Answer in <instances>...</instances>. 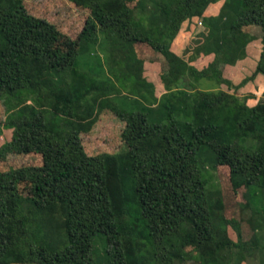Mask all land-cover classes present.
Returning <instances> with one entry per match:
<instances>
[{"label": "trees", "instance_id": "trees-1", "mask_svg": "<svg viewBox=\"0 0 264 264\" xmlns=\"http://www.w3.org/2000/svg\"><path fill=\"white\" fill-rule=\"evenodd\" d=\"M149 1L154 8L146 28L136 19L139 0H71L91 11L75 44L61 25L32 14L25 0H0V100L18 105L33 95L36 101L19 107L12 139L0 151V159L8 153L36 158L0 167V264H98V233L108 239L111 264H222L234 249L235 264H242L260 250L218 233L200 155L204 147L214 153L212 168L226 167L236 192L264 188V96L250 105L247 95L221 88L216 63L193 75L217 79V88L180 90L188 64L171 42L186 21L203 18L220 0ZM227 1L235 11L232 25L213 38L211 50L232 61L259 38L252 76L264 75V0H226L224 8ZM100 33L124 47L148 42L166 58L169 88L160 105L170 110L153 122L145 110L106 103L126 123V150L90 155L79 129L58 119L75 117L77 107L95 110L86 98L100 82L76 63L83 41L97 43ZM52 237L62 240L60 248L51 247Z\"/></svg>", "mask_w": 264, "mask_h": 264}, {"label": "rangeland", "instance_id": "rangeland-1", "mask_svg": "<svg viewBox=\"0 0 264 264\" xmlns=\"http://www.w3.org/2000/svg\"><path fill=\"white\" fill-rule=\"evenodd\" d=\"M225 2L226 0H220L211 4L206 9L203 18L196 17L186 21L177 37L171 42L172 52L188 64L184 68L187 74L185 77H188V80L180 83V90L195 91V88H217V79H209L205 76L197 79L193 75L194 70L201 71L211 63H216V66L222 70V79L225 82L219 85L230 92L246 96L247 85H250V80L255 81L257 76L253 77L252 74L262 51L259 38L250 39L240 49L239 56L236 55L235 60L232 61L224 59L226 56L218 58V53L211 50L214 46L217 47V42L213 38L219 39V34L227 33L232 25L234 7L228 3L230 1H227L228 6L224 8ZM25 3L32 14L44 16L61 25L65 34H68L75 44H78L79 31L91 15L88 8L79 6L71 0H25ZM138 3L140 4L136 8V19L142 21L146 28H150L153 3L149 0H139ZM76 67L79 72L87 73L100 82V87L90 90L86 98L92 101L91 104L96 105L95 110L90 111L77 107L75 117L59 118L58 123L79 129L88 154L97 155L126 150V144L122 138L126 123L105 105L110 101L113 105L118 104L128 110H145L153 122H162L167 117L170 107L160 105V103L162 96L168 92L166 88H169L167 85L170 79L169 63L148 42H135L133 45L124 47L120 41H107L100 33L97 43L87 39L83 41ZM100 101L105 105L104 107ZM155 101H158L156 105H154ZM83 102L86 100L84 99ZM35 105L33 95L27 96L18 105L10 99L0 100V151L12 139L13 128L10 124L17 120L19 107L30 108ZM180 116L183 118L184 112ZM35 159V156L26 157L8 153L0 159V167L4 170L16 168L27 163H34ZM200 159L202 171L208 181V199L214 213L218 233H228L240 247L246 244L261 245L255 256L248 255L242 264H262L261 260L264 258V188L243 186L236 192L230 182L229 170L221 166L215 170L212 168L211 164L215 157L208 147H204ZM61 207L66 208L65 204ZM52 213L60 212L53 211ZM59 217L61 218V214ZM50 243L53 249H58L62 240L52 237ZM94 244V256L97 263L111 264L108 253L109 242L106 236L98 233L94 238ZM187 248L191 249L192 246L189 245ZM236 251L238 249L232 250L229 256L226 255L223 259L225 262L222 264H235ZM175 264L197 263L192 260L188 262L176 260Z\"/></svg>", "mask_w": 264, "mask_h": 264}, {"label": "crops", "instance_id": "crops-1", "mask_svg": "<svg viewBox=\"0 0 264 264\" xmlns=\"http://www.w3.org/2000/svg\"><path fill=\"white\" fill-rule=\"evenodd\" d=\"M256 79L254 82L250 80V85H247L248 87V93L246 94L248 96V103L250 105H255L264 95V75L263 74H257Z\"/></svg>", "mask_w": 264, "mask_h": 264}]
</instances>
